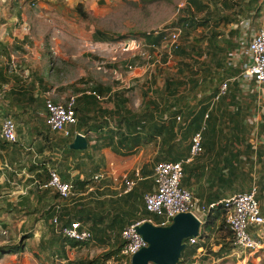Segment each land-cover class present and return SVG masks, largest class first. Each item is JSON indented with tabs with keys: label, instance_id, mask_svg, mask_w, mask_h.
Wrapping results in <instances>:
<instances>
[{
	"label": "crops",
	"instance_id": "obj_1",
	"mask_svg": "<svg viewBox=\"0 0 264 264\" xmlns=\"http://www.w3.org/2000/svg\"><path fill=\"white\" fill-rule=\"evenodd\" d=\"M36 3L41 4L40 0H0V122L4 118L16 122L17 135L13 145L0 141V199L5 202L3 212L16 214L23 229L31 228L28 222L33 220L35 232L51 241L49 250L56 263H86L92 258H75L90 248L109 250L121 241L120 233L126 226L144 220L152 223L146 231L152 240L150 252L160 249L161 240L174 233L175 223L170 221L162 230L161 219L146 212L143 200L156 189L152 177L159 162H183L181 187L205 204H220L256 185V200L264 215V91L251 78L241 76L242 67L248 64L247 43L256 31L264 29V0H197L192 9L203 16L194 28L201 34L196 40L205 47L209 43V50H185L176 56L177 82L168 79V88L165 82L161 100L148 90L139 106H134L136 110L130 106L136 70L121 76L116 85L99 83L109 90L99 99V111L118 113L122 118L130 111L144 115L150 123L174 122L176 126L174 135L167 137L147 125L143 132L121 125L114 131L113 146L108 137L117 127L111 120L115 115L109 120L106 114H99V129L86 133L79 132L76 125L69 126L71 136L67 138L47 127L44 100L53 89L49 91L38 75L24 78L25 73L33 72L31 56L36 50L31 43L35 38L27 32L31 26H44L36 12L32 19L25 17ZM15 63L17 69L12 68ZM225 82L227 89L221 93ZM171 90H175L174 95ZM50 97L56 103L64 98L57 94ZM86 116L93 119L97 112ZM199 132L203 153L192 158L191 138ZM78 134L86 137L87 148L66 152ZM124 140L130 148L120 146ZM51 169L62 182L73 186L69 199L62 200L43 188ZM125 180L135 183L128 193ZM57 205L58 225L78 221L91 232V243L79 247L65 243L51 224ZM198 219L197 242L182 241L184 248L177 264H264V251L235 252L219 205ZM193 247L194 255L183 261L184 251Z\"/></svg>",
	"mask_w": 264,
	"mask_h": 264
},
{
	"label": "rangeland",
	"instance_id": "obj_2",
	"mask_svg": "<svg viewBox=\"0 0 264 264\" xmlns=\"http://www.w3.org/2000/svg\"><path fill=\"white\" fill-rule=\"evenodd\" d=\"M40 2L41 4H35V9L29 8L25 14L26 18L32 19L36 12L44 22V26H31L27 32L29 36L35 38L31 43L36 49L31 56L33 72L29 78L40 76L49 91L53 89L51 95L64 96L60 102L74 96L73 91L83 89L85 85L86 87L99 83L108 87L116 85L121 76L128 75L129 71L126 69L128 65L136 69L130 106L132 108L139 106L150 90H153L155 99L161 100V91L166 80L171 79L174 84L177 82L175 55L170 57L171 59L162 56L157 66H151L145 71L142 66L146 62L141 57L132 59L130 53L120 54L124 48L122 44L97 45L93 39L97 33L114 38L122 36L124 39H142V34L160 33L183 20L188 22L189 19H193L198 24L203 16L196 14L192 7H188L186 0H40ZM196 26L199 25L189 27L183 32L179 48L182 51L209 50V43L205 47L196 40L201 38V34L194 30ZM210 32L207 31L206 34L210 35ZM114 70L117 71V75H114ZM4 203L0 199V249L23 243L24 251L20 254L0 256V264H59L55 262L51 249L49 250L52 246L51 241L46 239L45 234L35 232L33 220L28 222L31 228L23 229L16 214L8 216L3 212ZM8 208L5 211H8ZM13 209L16 210V207ZM37 229L40 230L38 227ZM102 253L101 249L90 248L86 253L77 255L75 261L82 258L93 259ZM132 262L133 260L129 259L125 263ZM114 264L120 262L115 260Z\"/></svg>",
	"mask_w": 264,
	"mask_h": 264
},
{
	"label": "built area",
	"instance_id": "obj_3",
	"mask_svg": "<svg viewBox=\"0 0 264 264\" xmlns=\"http://www.w3.org/2000/svg\"><path fill=\"white\" fill-rule=\"evenodd\" d=\"M185 31L183 23H176L171 28L165 29L160 46L148 45L144 39H125L116 42L115 45L122 44V53H130L131 58L141 57L146 63L142 66L146 71L151 66H157L162 56L169 59L180 48V38ZM157 34V33H155ZM117 49L115 48L114 51ZM152 52V53H149ZM245 54L248 64L242 67L241 76L251 78L264 91V29L256 31L246 46ZM167 58V57H166ZM152 61V62H150ZM17 69V64L12 66ZM129 72H135L132 65L126 66ZM117 75V71H113ZM25 79H29L28 73L24 74ZM227 83L221 85L220 91L224 93ZM89 93V92H88ZM77 96H71L64 102L56 103L48 96L44 100V110L46 124L51 132L59 134L65 138L70 137L69 126L76 125L75 100ZM100 99V97H97ZM176 121H180L177 116ZM79 135V134H78ZM81 135V134H80ZM83 136V135H81ZM0 141L12 144L17 141L16 124L11 119L4 118L0 122ZM203 153L202 135L196 133L191 138L190 155L192 158L198 157ZM49 180L43 186L45 189L52 190L62 200H67L72 196L73 186L62 182L54 169L48 172ZM183 177V162H159L153 169V183L155 191L146 194L143 198L146 212L161 219L160 227L167 226L172 219L180 214H189L198 222V215L207 216L218 205L221 208L222 220L226 229L230 233V243L237 254H257L264 251V215L261 213L260 206L256 200L257 187L252 188L242 194H237L222 201L220 204H205L200 202L187 189L181 187ZM125 193L130 192L135 183L125 180ZM58 211L60 206H55L51 224L63 239L79 242L91 243L93 236L89 229L78 221H70L66 226L58 225ZM144 223H151L150 220L136 222L126 226L120 233L123 248L121 255L132 258L139 251L147 248L148 244L144 241L137 229ZM190 244H196V238L188 240ZM115 260H109L106 264H114ZM121 261L120 264H126Z\"/></svg>",
	"mask_w": 264,
	"mask_h": 264
},
{
	"label": "trees",
	"instance_id": "obj_4",
	"mask_svg": "<svg viewBox=\"0 0 264 264\" xmlns=\"http://www.w3.org/2000/svg\"><path fill=\"white\" fill-rule=\"evenodd\" d=\"M188 7H192V5H196L197 0H188ZM180 23H183V26L185 28V31L188 30L189 27H193L195 25H197L193 19H189V21L187 22V20H183ZM162 36L163 33H146V34H142V39L145 40V42L148 45H154V46H160L161 41H162ZM95 42H105V43H116L119 42L121 40H125L124 38H122V36H117L116 38L108 36V35H104V34H100L97 33V35L94 37L93 39ZM180 53H183V51L181 49H178L174 55L175 57L177 55H179ZM166 84H167V88L168 86L171 84L169 82V80H166ZM174 84V82H173ZM75 91V92H74ZM73 93L75 94L76 100H75V114H76V118H77V122H76V126L78 128V131L80 132V130H82L84 133H86L88 131V129H99L100 125L97 124L96 120L97 117L99 116V114L103 115L106 114L108 119L110 120L109 116L115 115L117 117H115L116 119H114L112 117L111 120L115 121L116 124V128H113L114 130H110V135L108 137V141L112 142V144H110V146H113V136H114V131H118V126L120 128L121 125H124L125 128H132L133 131H139V132H143L145 131V127L146 125L148 126V129L154 131V133L162 135L165 134L167 135V137H171L174 135L175 133V124L174 122H169L168 125L164 124V123H159V122H152L150 123V120L146 121L144 115L139 116L138 114H133L130 111L126 112V115H128V117L122 118L121 115H119L118 113H110L108 111H99V99L97 97H101L105 92H109L108 89H103L101 85L97 84V85H93L91 87H86L83 89H76L74 90ZM89 92V93H88ZM170 94H175V90H171ZM124 102V101H121ZM97 112V116L95 118H90L88 116H86L88 113L90 112ZM111 114V115H110ZM124 117V116H123ZM95 120V121H93ZM176 120V119H175ZM174 120V121H175ZM90 121H93V123L91 124ZM103 123H108L106 121L103 120ZM46 135H49L46 134ZM139 140V138H138ZM127 141V140H126ZM125 140L123 142L120 143V146L123 145L125 148H130L127 144ZM2 142V141H1ZM45 142H49L48 138H45ZM5 143V142H3ZM8 144V143H5ZM14 143H12L13 145ZM118 145V143H117ZM68 153H71L73 151H77V150H72V149H67ZM47 172V171H46ZM48 180H49V175H48ZM65 243L68 244L71 247H79V246H83L86 245L84 243H79V242H75V241H71V240H67L64 239ZM123 248V242H116V244H114L113 246H111V248L105 252H103L102 254H100L99 256L93 258L92 260L85 262H78L76 264H106L109 260H116L118 263L121 261H128V258H126L125 256L121 255V251ZM24 251V245L23 243L18 244V245H13V246H9L6 247L4 249H0V256L4 255V254H20ZM196 252V247L193 248H188L184 251L182 258L183 261L188 262V259L190 257H192L194 255V253ZM68 264H73V263H68Z\"/></svg>",
	"mask_w": 264,
	"mask_h": 264
},
{
	"label": "water",
	"instance_id": "obj_5",
	"mask_svg": "<svg viewBox=\"0 0 264 264\" xmlns=\"http://www.w3.org/2000/svg\"><path fill=\"white\" fill-rule=\"evenodd\" d=\"M87 145L88 143L85 137L76 135L69 148L83 151L87 148ZM172 220L175 223L174 233L164 237L161 240L160 249L154 253H151L149 250L152 240L146 233L152 225L150 223H144L137 229L148 246L132 256V264H148V262L175 264L177 262L180 251L184 248L182 241L184 239L196 238L200 223L189 214L177 215ZM161 228L162 230L164 229L163 227Z\"/></svg>",
	"mask_w": 264,
	"mask_h": 264
}]
</instances>
